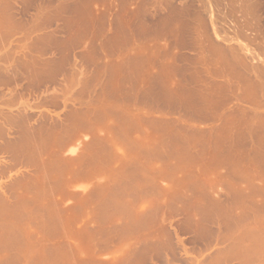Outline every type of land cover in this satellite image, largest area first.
I'll return each instance as SVG.
<instances>
[{
    "label": "rangeland",
    "instance_id": "374dc122",
    "mask_svg": "<svg viewBox=\"0 0 264 264\" xmlns=\"http://www.w3.org/2000/svg\"><path fill=\"white\" fill-rule=\"evenodd\" d=\"M96 1L0 0V264H264V0Z\"/></svg>",
    "mask_w": 264,
    "mask_h": 264
},
{
    "label": "bare ground",
    "instance_id": "6f19581e",
    "mask_svg": "<svg viewBox=\"0 0 264 264\" xmlns=\"http://www.w3.org/2000/svg\"><path fill=\"white\" fill-rule=\"evenodd\" d=\"M91 1H92V0H91ZM93 1H94V0H93ZM98 1H99V0H97L96 2H98ZM101 1L104 2L105 0H101ZM106 1H107V0H106ZM130 1H133V0H129V2H128V0H120L119 2H120L121 4L118 3V5H122L123 8L125 9V11H126V10L128 11L129 6H130V8H131V5H133V4H131L132 2L130 3ZM140 1H141V0H140ZM140 1H139V2H140ZM85 2H86V1H85ZM87 2H88V0H87ZM115 2H116V1H115ZM117 2H118V0H117ZM134 2H136V0H134L133 3H134ZM89 3H90V1H89ZM104 3H105V2H104ZM140 3H142V2H140ZM140 3H139V7H140V5H142V4H140ZM144 3H147V1L144 0ZM100 4H101V2H100ZM104 5H105V4H104ZM115 5H116V4H115ZM134 5H135V4H134ZM137 5H138V4H137ZM144 5H145V4H144ZM144 5H143V6H144ZM101 6H102V5H101ZM108 6H109V7H108ZM110 6H112V5H111V4H110V5H107L108 8L105 7L106 10L110 9ZM143 6H141L142 8H140L141 10L145 7V6H144V7H143ZM87 7H88V6H87ZM89 7H90V6H89ZM99 7H100V6H99ZM113 7H114V5H113ZM115 7H117V6H115ZM120 7H121V6H120ZM137 7H138V6H137ZM111 8H112V7H111ZM121 8H122V7H121ZM135 8H136V7H135ZM146 8H147V5H146ZM102 9H104V8H102ZM118 9H119V8H118ZM140 9L137 8V10H133L134 12L131 11V12H132V15H133V16H132L133 19H136V20H137L139 17H141L140 15H142V14H141V10H140ZM144 9H145V8H144ZM147 9H148V8H147ZM97 10H98V9H97ZM106 10H104V14H105V15H104V14L102 15V14L98 11V12L101 14V15H100V18L103 19L104 16H106V12H105ZM131 10H132V9H131ZM187 10H188V9H187ZM127 11H126V12H127ZM142 11H143V10H142ZM169 11H170V10H169ZM181 11H182V10H181ZM102 12H103V11H102ZM107 12H109V11H107ZM126 12H125V13H126ZM143 12H146V11H143ZM143 12H142V13H143ZM179 12H180V11H179ZM115 13H116V12H115ZM125 13H124V14H125ZM127 13H130V10H129V12H127ZM162 13H163V12H162ZM147 14H148V13H147ZM95 15H96V14H95ZM98 15H99V14H98ZM117 15H118V14H117ZM118 16H120V15H118ZM130 16H131V15H130ZM152 16H153V15H152ZM178 16H179V15H178ZM142 17H143V16H142ZM173 17H174V16H173ZM179 17H180V16H179ZM183 17H184V16H183ZM115 18H116V17H115ZM129 18H130V17H129ZM176 19H177V18H176ZM100 20H101V19H100ZM140 20H141V18H140ZM144 20H145V18H144ZM168 20H169V19H168ZM164 21H166V20H164ZM171 21H172V19H171ZM101 22H102V21H101ZM131 22H132V21H131ZM162 22H163V20H162ZM182 22H183V21H182ZM188 22H189V21H188ZM102 23H103V22H102ZM128 23H129V22H128ZM136 23H137V22H136ZM180 23H181V22H180ZM185 23H186V22H185ZM117 24H118V21H117ZM167 24H168V23H167ZM167 24H166V22H165V25H167ZM101 25H102V24H101ZM134 25H135V24H134ZM160 25H161V24H160ZM170 25H171V24H170ZM102 26H103V25H102ZM129 26H130V25H129ZM132 26H133V25H132ZM174 26H175V25H174ZM174 26H173V27H174ZM117 27H118V26H117ZM133 27H134V26H133ZM148 27H150V26H148ZM148 27H147V26L145 25V23H144V25L142 26V28H141L140 30L138 29V32H139V31H140V32H139V33L137 32V33L139 34L140 37H143V36L147 35L148 32H150V29H148ZM163 27H165V26H163ZM114 28H115V27H114ZM125 28H126V27H125ZM150 28H151V27H150ZM103 29H104V28H103ZM154 29H155V28H154ZM156 29H157V27H156ZM101 30H102V29H101ZM127 30H129V29H127ZM127 30H126V31H127ZM165 30H166V29H165ZM153 31H154V30H153ZM180 31H181V30H180ZM114 32H115V31H114ZM166 32H167V31H166ZM175 32H176V31H175ZM175 32H174V33H175ZM183 32H184V31H183ZM124 33H125V32L123 31V29H118V30H116L115 35H113V36H114L113 39L117 40V42H118L119 40H121L122 38L126 40L127 32L125 33V34H126V35H125L126 37H124ZM137 33H136V34H137ZM160 33H162V34H164V35L166 34L165 32L163 33L162 30H160V32L158 31V32H157V35L155 34L156 37H157V40H158V37H159V39H160V36L162 35V34H160ZM179 33H181V32H179ZM187 33H188V32H187ZM175 34H176V33H175ZM134 35H135V34H134ZM164 35H162V36L164 37ZM166 35H167V34H166ZM166 35H165V36H166ZM113 36H112V37H113ZM154 37H155V36H154ZM163 37H161V38L163 39ZM111 39H112V38H111ZM113 39H112V40H113ZM144 40H145V39H144ZM123 41H124V40H123ZM152 41H154V40H152ZM158 41H159V40H158ZM113 42H114V41H113ZM117 42L115 41L114 43L116 44ZM119 42L121 43V41H119ZM125 42H126V41H124V43H125ZM159 42H160V41H159ZM122 44H123V43H122ZM117 45H118V44H117ZM119 48H120V46H119ZM167 50H168V49H167ZM132 64H133V63H132ZM126 65H127V63H126ZM126 68H127V67H126ZM133 76H134V75H133ZM151 77H152V76H151ZM154 77H155V76H154ZM157 80H158V79H157ZM154 81H155V80H154ZM147 85H148V84H147ZM149 87H150V86H148V88H149ZM150 92H151V91H150ZM186 103H190V100L187 99V98H186ZM26 111H27V110H26ZM28 116H29V115H28ZM8 119H9V118H8ZM18 119H19V118H18ZM3 121H4V120H3ZM43 121H44V120H43ZM11 122H12V121H11ZM20 122H21V121H20ZM5 125H7V124H5ZM24 125H25V124H24ZM26 125H27V124H26ZM15 127H16V126H15ZM18 127H19V126H18ZM2 128H3V127H2ZM21 128H22V127H21ZM47 128H48V127H47ZM12 129H13V128H12ZM19 129H20V128H19ZM2 130H3V129H2ZM46 130H47V129H46ZM7 131H8V130H7ZM7 131H6V132H7ZM9 131H10V130H9ZM22 133H23V132H22ZM23 134H24V133H23ZM55 135H56V134H55ZM59 135H61V134H59ZM18 136H19V135H18ZM72 136H73V135H72ZM21 137H22V135H21ZM44 137H45V136H44ZM63 137H64V136H63ZM76 137H77V136H76ZM76 137H75V138H76ZM27 138H28V137H27ZM27 138H26V140H27ZM38 138H39V137H38ZM46 138H47V137H46ZM24 139H25V138H24ZM29 139H30V138H29ZM31 139H32V138H31ZM5 140H6V139H5ZM21 140H22V139H21ZM35 140H36V139H35ZM53 140H54V139H53ZM63 140H64V139H63ZM16 141H17V140H16ZM22 142H23V141H22ZM31 142H32V141H31ZM36 142H37V141H36ZM59 142H60V140H59ZM62 142H63V141H62ZM13 143H14V142H13ZM18 143H19V142H18ZM34 143H35V142H34ZM63 143H64V142H63ZM6 144H7V143H6ZM9 144L12 145V143H9ZM21 144H22V143H21ZM55 144H56V143H55ZM58 144H59V143H58ZM111 144H112V143H111ZM130 144H131V143H130ZM13 145H14V144H13ZM28 145H29V144H28ZM30 145H31V144H30ZM61 145H63V144H61ZM86 145H87V144H86ZM115 145H116V144H115ZM1 146H2V145H1ZM1 146H0V147H1ZM6 146L8 147V145H6ZM20 146H21V145H20ZM111 146H112V145H111ZM132 146H133V145H132ZM141 146H142V145H141ZM7 147H6V148H7ZM15 147H16V146H15ZM23 147H25V144H24ZM36 147H37V145H36ZM59 147H60V146H59ZM59 147H57V149H58ZM3 148H5V147H3ZM10 148H11V147H10ZM10 148H9V149H10ZM61 148H62V147H61ZM0 149H1V148H0ZM30 149H31V148H30ZM53 149H54V148H53ZM135 149H136V148H135ZM144 149H145V148H144ZM12 150H13V149H12ZM20 150H21V149H20ZM38 150H39V149H38ZM75 150H76V149H74L73 152H75ZM132 150H133V149H132ZM14 151H15V150H14ZM17 151H19V150H17ZM63 151H64V150H63ZM124 151H125V150H124ZM146 151H147V150H146ZM15 152H16V151H15ZM24 152H26V151L24 150ZM24 152H23V153H24ZM37 152H38V151H37ZM46 152H47V151H46ZM139 152H140V151H139ZM18 153H19V152H18ZM29 153H31V152H29ZM33 153H34V152H33ZM38 153H39V152H38ZM40 153H41V152H40ZM141 153H142V152H141ZM141 153H140V154H141ZM16 154H17V153H16ZM16 154H15V155H16ZM36 154H37V153H36ZM76 154H77V153H76ZM82 154H83V153H82ZM13 155H14V154H13ZM47 155H49V154H47ZM47 155H46V156H47ZM73 155H74V154H73ZM16 156H17V155H16ZM38 157H39V156H38ZM41 157H42V156H41ZM48 157H49V156H48ZM55 157H56V156H55ZM85 157H86V156H85ZM109 157H110V156H109ZM18 158H19V157H18ZM120 158H121V157H120ZM125 158H126V157H125ZM140 158H141V157H140ZM142 158H143V157H142ZM61 159H62V158H61ZM90 159H91V158H90ZM100 159H101V158H100ZM100 159H99V160H100ZM126 159H127V158H126ZM16 160H17V159H16ZM126 161H127V160H126ZM260 161H261V160H260ZM263 161H264V160H263ZM43 162L45 163L46 161H43ZM47 162H48V161H47ZM49 162H50V161H49ZM74 162H75V161H74ZM96 162H97V161H96ZM113 162H114V161H113ZM129 162H131V161H129ZM31 163H32V162H31ZM44 163H43V164H44ZM132 163H133V162H132ZM4 164H5V163H4ZM39 164H40V163H39ZM101 164H102V163H101ZM126 164H127V163H126ZM260 164H262V163L260 162ZM27 165H28V164H27ZM31 165H32V164H31ZM63 165H64V164H63ZM92 165H93V164H92ZM128 165H129V164H128ZM3 166H4V165H3ZM48 166H49V165H48ZM81 166H82V165H81ZM37 167H38V166H37ZM37 167H36V168H37ZM74 167H75V166H74ZM78 167H79V166H78ZM95 167H96V166H95ZM135 167H136V166H135ZM138 167H139V166H138ZM262 167H263V166H262ZM3 168H4V167H3ZM28 168H29V167H28ZM36 168H35V169H36ZM10 170H11V169H10ZM44 170H45V169H44ZM63 170H64V169H63ZM93 170H94V169H93ZM126 170H127V169H126ZM1 171H4V170H2V168H1ZM1 171H0V172H1ZM37 171H38V169H37ZM120 171H121V170H120ZM106 172H107V171H106ZM3 173H4V172H3ZM36 173H39V171L36 172ZM77 173H78V172H77ZM80 173H81V172H80ZM99 173H100V172H99ZM46 174H47V173H46ZM120 174H121V173H120ZM123 174H124V173H123ZM125 174H126V173H125ZM125 174H124V175H125ZM89 175H91V174H89ZM93 175H94V174H93ZM25 176H26V175H25ZM34 176H35V175H34ZM38 176H39V175H38ZM95 176H96V175H95ZM39 177H40V176H39ZM123 177H124V176H123ZM123 177H122V178H123ZM19 178H20V177H19ZM21 178H23V177H21ZM29 178H30V177H29ZM31 178H32V177H31ZM36 178H38V177L36 176ZM112 178H113V177H112ZM132 178H133V177H132ZM38 179H39V178H38ZM61 179H62V178H61ZM130 179H131V178H130ZM21 180L24 181L23 179H21ZM55 180H56V179H55ZM72 180H73V179H72ZM115 180H116V179H115ZM118 180H119V179H118ZM16 181H17V180H16ZM25 181H26V180H25ZM32 181H34V180H32ZM40 181H41V180H40ZM36 182H37V181H36ZM52 182H53V181H52ZM73 182H75V181H73ZM115 182H116V181H115ZM20 183H21V182H20ZM25 183H26V182H25ZM31 183H32V182H31ZM39 183H40V182H39ZM12 184H13V183H12ZM12 184H11V185H12ZM126 184H127V183H126ZM51 185H52V184H51ZM14 186H15V184H14ZM19 186H20V185H19ZM30 186H31V185H30ZM41 186H42V182H41ZM66 186H67V185H66ZM24 187H25V186H24ZM48 187H49V186H48ZM22 188H23V187H22ZM45 188H46V187H45ZM66 188H67V187H66ZM14 189H15V188H14ZM17 189H18V188H17ZM50 190H51V189H50ZM68 191H69V190H68ZM65 192H66V191H65ZM58 193H59V192H58ZM36 194H37V193H36ZM45 195H46V194H45ZM59 195H60V194H59ZM49 196H50V195H49ZM19 197H20V196H19ZM19 197H18V198H19ZM22 197L24 198V196H22ZM20 198H21V197H20ZM19 200H20V199H19ZM34 200H35V199H34ZM66 200H67V199H66ZM79 200H80V199H79ZM25 201H26V200H25ZM41 202H42V201H41ZM43 202H44V201H43ZM50 203H51V202H50ZM71 203H72V202H71ZM85 203H86V202H85ZM76 204H77V203H76ZM1 205H2V204H1ZM3 205H4V204H3ZM18 205H19V204H18ZM58 205H59V204H58V202H57V206H58ZM81 205H82V204H81ZM38 206H39V205H38ZM40 206H41V205H40ZM43 206H44V205H43ZM63 206H64V205H63ZM82 206H83V205H82ZM59 207H60V206H59ZM12 208H13V206H12ZM20 208H21V207H20ZM79 208H80V206H79ZM7 209H8V208H7ZM61 210H63V209H61ZM102 210H103V209H102ZM1 211H2V210H1ZM34 211H35V210H34ZM44 211H45V210H44ZM222 211H223V210H222ZM26 212H27V210H26ZM40 212H41V211H40ZM28 213H29V212H28ZM45 213H46V212H45ZM59 213H60V212H59ZM3 214H4V213H3ZM228 214H229V213H228ZM231 214H232V213H231ZM0 215H1V214H0ZM38 215H39V214H38ZM44 215H45V214H44ZM65 215H66V214H65ZM5 216H6V215H5ZM8 216H9V215H8ZM17 216L19 217V215H17ZM36 216H37V215H36ZM50 216H51V215H50ZM229 216H230V214H229ZM2 217H3V215H2ZM231 217H232V216H231ZM24 218H25V217H24ZM233 219H234V218H233ZM233 219H232V220H233ZM239 219H240V218H239ZM18 220H19V219H18ZM225 220H226V219H225ZM232 220H231V221H232ZM204 221H205V220H204ZM207 222H208V221H207ZM207 222H206V223H207ZM210 222H211V221H210ZM232 222H233V221H232ZM90 223H91V222H90ZM206 223H205V224H206ZM208 223H209V222H208ZM188 224H189V223H188ZM198 224H199V223H198ZM200 224H201V223H200ZM226 224H228V223H226ZM191 225H192V224H191ZM228 225H229V224H228ZM7 228H8V227H7ZM241 228H243V227H241ZM205 230H206V229H205ZM248 233H249V232H248ZM251 233H252V232H251ZM197 234H198V233H197ZM206 234H207V233H206ZM204 236H205V235H204ZM262 236H263V235H262ZM200 237H201V236H200ZM242 237H243V236H242ZM254 237H255V236H254ZM204 238H205V237H204ZM256 238H257V237H256ZM202 239H203V238H202ZM206 239H207V237H206ZM223 239H224V238H223ZM227 239H228V238H227ZM251 239H252V238H251ZM251 239H250V240H251ZM257 242H258V241H257ZM254 243L256 244V242H254ZM233 244H234V243H233ZM261 244H262V243H261ZM229 245H230V244H229ZM243 245H244V244H243ZM245 245H246V244H245ZM257 245H258V244H257ZM251 246H252V245H251ZM247 247H248V245H247ZM257 247H258V246H257ZM234 248H235V247H234ZM76 249H77V248H76ZM260 250H261V249H260ZM260 250H259V251H260ZM242 251H243V250H242ZM262 251H263V250H262ZM262 251H261V252H262ZM261 252H260V253H261ZM243 253H245V252H243ZM226 254H227V253H226ZM262 254H263V253H262ZM258 255H259V253H258ZM223 256H224V255H223ZM227 256H228V255H227ZM40 257H41V256H40ZM44 257H45V256H44ZM257 257H258V256H257ZM42 258H43V257H42ZM252 259H253V258H252ZM257 259H258V258H257Z\"/></svg>",
    "mask_w": 264,
    "mask_h": 264
}]
</instances>
